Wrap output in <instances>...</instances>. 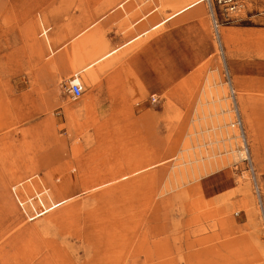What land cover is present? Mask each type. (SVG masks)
<instances>
[{
  "label": "rangeland",
  "instance_id": "374dc122",
  "mask_svg": "<svg viewBox=\"0 0 264 264\" xmlns=\"http://www.w3.org/2000/svg\"><path fill=\"white\" fill-rule=\"evenodd\" d=\"M183 4L0 0V264H264V20Z\"/></svg>",
  "mask_w": 264,
  "mask_h": 264
},
{
  "label": "built area",
  "instance_id": "2783aa9c",
  "mask_svg": "<svg viewBox=\"0 0 264 264\" xmlns=\"http://www.w3.org/2000/svg\"><path fill=\"white\" fill-rule=\"evenodd\" d=\"M203 1L205 2V4H207L214 19L215 18L217 19V20H214L213 27H214L216 35L218 36L220 33L219 32L220 23L218 19V12L221 13L226 18H229L230 15L237 14L241 11V9H244L245 13H249V14L255 13V15L261 17L264 20V0H203ZM70 92L75 98H78L82 94V87L79 84H72L70 88ZM240 123L241 122L239 121V119H237L236 124H240ZM240 127H241V124H240ZM14 193H15L16 199L20 203L21 201L18 198L15 191ZM21 206L23 205L21 204ZM41 207L43 210L45 206L41 204ZM41 207H40V210H41Z\"/></svg>",
  "mask_w": 264,
  "mask_h": 264
},
{
  "label": "bare ground",
  "instance_id": "6f19581e",
  "mask_svg": "<svg viewBox=\"0 0 264 264\" xmlns=\"http://www.w3.org/2000/svg\"><path fill=\"white\" fill-rule=\"evenodd\" d=\"M182 2H184V4L182 6H178L179 8H177L171 15H169L166 19L163 20V22L159 23V24H156L154 25L152 28L153 29H156L158 27H160L162 24L166 23L167 21L171 20L172 18L176 17L177 15L179 14H182L184 13L185 11L193 8L194 6L200 4L201 2H203V0H182ZM178 3H179V0H178ZM122 6V5H121ZM242 10V9H241ZM147 33V32H145ZM145 33H143L142 35H144ZM141 35L137 36L136 38L132 39L131 41L125 43L122 47L130 44L131 42H133L135 39L139 38ZM94 43L92 39L88 38L86 39V43L88 46L90 44ZM95 45V44H93ZM83 46V45H82ZM119 49H121L120 47L119 48H116V49H113V50H110V51H106L104 53H102L98 60L95 61V62H92V63H89V64H82V62H76L74 61V66L75 67H80L79 70H77L75 72V75L74 77L72 78V81L76 84H79L80 86H84V84H89V83H92L95 81L96 79V72H95V65L102 61V64L104 63L107 64V66H112L114 65V59L116 58L117 54H118V51ZM93 50H96L98 51L99 50V46L96 45L94 47ZM96 63V64H95ZM81 65V66H80ZM81 73H84L82 74V76L80 75ZM234 92H236L234 90ZM223 93V91H222ZM230 96V95H229ZM215 100V99H213ZM200 115V114H199ZM200 117V116H199ZM237 135V134H236ZM240 150V149H239ZM240 156V154H239ZM263 248V254H264V246L262 247Z\"/></svg>",
  "mask_w": 264,
  "mask_h": 264
},
{
  "label": "crops",
  "instance_id": "0c3cea01",
  "mask_svg": "<svg viewBox=\"0 0 264 264\" xmlns=\"http://www.w3.org/2000/svg\"><path fill=\"white\" fill-rule=\"evenodd\" d=\"M204 2V1H203ZM210 11V10H209ZM240 13H245V10L244 9H242L241 11H240ZM240 13H237L238 15L240 14ZM210 16H211V18H212V22H213V26H214V20H217L216 18L214 19V17L212 16V14H211V11H210ZM261 18V17H260ZM262 19V18H261ZM170 21V20H169ZM168 22V21H167ZM166 22V23H167ZM165 24V23H164ZM220 27V26H219ZM220 30V29H219ZM262 32H264V31H261L258 35H259V38H262L263 39V34H261ZM217 38H219V36L217 35ZM264 40V39H263ZM220 42V41H219ZM233 86V85H232ZM82 87V86H81ZM20 184H22V183H20Z\"/></svg>",
  "mask_w": 264,
  "mask_h": 264
}]
</instances>
